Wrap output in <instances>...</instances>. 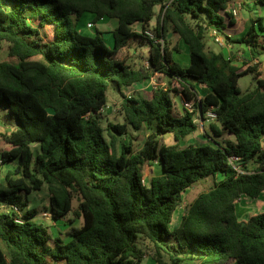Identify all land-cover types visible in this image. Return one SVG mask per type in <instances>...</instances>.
Instances as JSON below:
<instances>
[{
    "label": "trees",
    "instance_id": "obj_1",
    "mask_svg": "<svg viewBox=\"0 0 264 264\" xmlns=\"http://www.w3.org/2000/svg\"><path fill=\"white\" fill-rule=\"evenodd\" d=\"M167 1L0 0V49L7 43L15 60L0 63V107L16 120L0 133V167L16 163L0 182V264H142V245L157 264H264V211L244 220L237 208L242 196L264 193V77L257 66L242 70L206 43L216 30L258 61L264 17L233 38L225 29L235 23L234 0ZM112 19L118 25L108 32L109 46L105 32L90 33L88 24ZM172 33L187 45L185 67L174 56L179 47L170 46ZM135 43L148 44V64L121 58ZM155 74L180 89L124 94ZM249 74L257 84L244 93L239 81ZM110 90L125 99L124 122L104 127ZM172 91L195 101L199 114H177ZM210 110L217 116L213 135L233 139L181 147L199 130L196 115L207 120ZM130 129L148 131L139 150L131 140L119 144ZM167 135L174 144L164 141ZM234 156L239 160L232 162ZM153 164L161 173L145 183L144 169ZM209 178L213 187L171 229L184 193ZM46 184L54 221L83 219L68 228L69 241L32 220L39 210L29 196Z\"/></svg>",
    "mask_w": 264,
    "mask_h": 264
},
{
    "label": "rangeland",
    "instance_id": "obj_2",
    "mask_svg": "<svg viewBox=\"0 0 264 264\" xmlns=\"http://www.w3.org/2000/svg\"><path fill=\"white\" fill-rule=\"evenodd\" d=\"M238 7V5L235 2L234 8ZM233 8V9H234ZM243 9V6H242ZM240 10V16L241 13L245 11V8L243 10ZM253 11V10H250ZM249 11V12H250ZM257 12V11H256ZM245 13V12H244ZM246 14V13H245ZM253 16L259 15L258 12H252ZM239 16V17H240ZM247 16V14H246ZM92 17L90 15H87V19H91ZM256 18V17H255ZM229 24V25H228ZM118 25V21L116 19H112L105 22H99L95 24L93 28L88 29L90 33H94L96 29H99L100 31H104L103 34L107 45L112 46L114 39L112 36V33H108L109 31H112L116 26ZM228 26L231 24L229 21H227ZM245 27V23L242 22L238 26L233 27V29L230 31H227V35L229 33L233 36L234 35H240ZM221 35V34H220ZM171 40V47L178 46L180 52H174V56L184 67L189 65L190 58H189V51L187 48V45L178 37L172 34L169 35ZM221 37L224 39V43L220 44V42L216 41V38L214 37L213 31L209 30L206 34V43H207V50L210 51H219L223 53V50L227 47L226 38L221 35ZM246 46H242L240 44H234V51L233 55L235 56L236 63L242 68V70L246 69L248 66H257L258 71L261 73V75L264 77V56H260L259 60H254L252 54L247 50ZM148 57V44H144L139 46V44L135 43L133 46L129 49L124 50V52L121 55L122 59H128L129 62L133 64L136 67H139L140 65H146L145 59ZM14 62L15 60L12 59L9 56V49L8 44L4 43L0 49V63L3 62ZM240 87L242 91L245 93L247 90L252 89L256 86L257 81L253 78L252 75H246L240 79ZM140 87L137 88H130L129 91L124 92V94L127 96V94H131L132 97L139 98V97H147L151 94L153 90H161V89H180V86L173 82L171 83L169 81V78L162 74H155L150 81H146L143 84L140 83ZM171 97L175 103V110L176 113L181 114L184 112L183 107V100L185 99L184 96L180 93H174L171 92ZM123 95L119 94L117 91L110 90L108 92V103L107 106L103 112V126L106 127L108 122L112 123H122L124 122L123 115L121 113L122 104L124 102ZM197 122L199 124V130L195 133L188 136L186 139L182 140L180 145L181 147H186L191 144L195 145H204L207 143H213L212 139H217L219 141H225V140H232L233 137L229 135H224L223 137H215L210 129V124L215 122V120H203L198 118L196 115ZM0 121H5L6 124L0 122V133L1 132H10L12 130V125L9 123L10 121L12 123H15L13 119L9 116L7 108L2 105L0 107ZM8 122V123H7ZM17 123V122H16ZM148 136V131L146 129L141 131H134L133 129H130V134L127 137H121L120 138V145L123 142L129 143V141H133L136 145V148L139 150L143 147L146 138ZM0 137V149H3L5 147V143L1 140ZM164 141H167L171 144L175 143V139L172 135H167L164 138ZM34 149H38V145H34ZM15 162H7L2 167H0V182L4 180L6 174L9 170H12L15 166ZM161 173V170L159 169L158 165L153 164L151 166H146L144 169V175H145V181L148 183L151 177L158 175ZM214 184V180L212 178L202 180L198 183H196L192 188L188 189L183 196V203L178 208V210L174 214L173 222L171 229H173L178 223L180 216L184 213L185 208L191 204L201 193H204L206 191H209ZM49 201H50V193L48 189V185L46 184L43 188V190L34 192L29 196V203L30 207L37 208L39 210V214L34 217L32 220L38 224H42L46 226L53 237H61L65 239L66 241H69L70 238L67 235L68 228L72 226H80L83 223V219H76L73 214H70L67 219L65 220H59L54 221L50 214V212H47L46 208L49 207ZM78 207V201H74V208L76 209ZM238 211L240 212V217L242 219H248L251 215L260 213L264 211V193L260 196L259 199L253 200L251 198H247L245 196H242L238 199L237 203ZM49 213V214H48ZM75 219L74 222L70 223V220ZM142 248L146 251V258L144 259L142 264H157L155 260L153 259L151 255V249L149 245H142ZM64 264V263H60ZM192 264H199L197 262H193Z\"/></svg>",
    "mask_w": 264,
    "mask_h": 264
},
{
    "label": "crops",
    "instance_id": "obj_3",
    "mask_svg": "<svg viewBox=\"0 0 264 264\" xmlns=\"http://www.w3.org/2000/svg\"><path fill=\"white\" fill-rule=\"evenodd\" d=\"M235 2H236V4L237 5H239V3H242V6H243V9L245 8V13L247 14V16H246V14L244 13V12H242L241 13V16L238 18V19H235V23L233 24V25H230V26H228V25H226V29H225V32L227 33V31H230V29L232 30L233 29V27H235V26H238L239 24H241L242 22H244L245 23V27H244V30H243V32L240 34V35H234V38H238V37H241L242 35H244L247 31H248V29H249V27H250V25H251V20L253 19V18H255V17H259V16H261V17H264V0H262L263 1V3L260 1V0H234ZM242 9V10H243ZM250 10H253V11H250ZM250 11V12H249ZM258 12V14L259 15H257V16H253L252 15V12H255V13H257ZM226 24H227V22H226ZM229 36H232L230 33H229ZM233 37V36H232ZM235 44H237V43H235ZM243 46V45H242ZM248 50V49H247ZM246 50V51H247ZM233 51H234V44H228L227 45V47L223 50V54L227 57V58H233V60H234V64H236L237 66H239L237 63H236V61H235V56L233 55L234 53H233ZM249 51V50H248ZM215 52H219V51H215ZM130 61V60H129ZM128 61V63L130 64V62ZM152 79V78H151ZM150 80H148V82H149ZM143 84V83H142ZM140 83H137V84H134L133 86H131L132 87V89L133 88H137V87H140ZM131 87H128V88H124L123 89V91L124 92H126V91H129L130 90V88ZM179 114V113H178ZM182 114V113H181ZM181 114H179V115H181ZM202 122H203V120H202ZM184 214V213H183ZM182 214V215H183ZM182 215L180 216V221H179V223L174 227V228H177L179 225H180V222H181V218H182ZM244 220H246V219H244Z\"/></svg>",
    "mask_w": 264,
    "mask_h": 264
},
{
    "label": "built area",
    "instance_id": "obj_4",
    "mask_svg": "<svg viewBox=\"0 0 264 264\" xmlns=\"http://www.w3.org/2000/svg\"><path fill=\"white\" fill-rule=\"evenodd\" d=\"M172 0H168L167 2V5L169 6V4L171 3ZM242 9V3H239L238 7L232 9V14L234 16L235 19H238L239 16H240V10ZM94 27V24L92 23H89L88 24V28H93ZM213 34H214V37L216 38V41L217 42H220V44H223L224 43V39L221 37V35L216 31V30H213ZM147 35L149 37H151L152 39H155V36L153 33L151 32H147ZM163 42V41H162ZM148 64V63H146ZM127 97L128 98H131V94H127ZM183 107H184V110L190 112V113H198L199 114V108L196 106V102L195 101H187L186 99H184L183 101ZM106 108V107H105ZM105 108L102 110V112H104ZM207 120H215L216 119V114L210 110L207 115ZM239 160L238 157L234 156L231 158V161H237ZM144 182L146 183L145 179H144ZM49 214V213H48ZM51 216V215H49Z\"/></svg>",
    "mask_w": 264,
    "mask_h": 264
},
{
    "label": "water",
    "instance_id": "obj_5",
    "mask_svg": "<svg viewBox=\"0 0 264 264\" xmlns=\"http://www.w3.org/2000/svg\"><path fill=\"white\" fill-rule=\"evenodd\" d=\"M201 114H202V112H201Z\"/></svg>",
    "mask_w": 264,
    "mask_h": 264
}]
</instances>
